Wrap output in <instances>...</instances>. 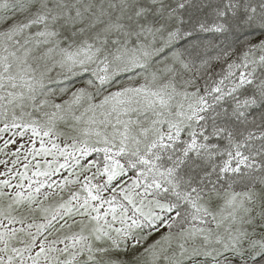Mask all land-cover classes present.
Wrapping results in <instances>:
<instances>
[{
  "label": "snow or ice",
  "instance_id": "snow-or-ice-1",
  "mask_svg": "<svg viewBox=\"0 0 264 264\" xmlns=\"http://www.w3.org/2000/svg\"><path fill=\"white\" fill-rule=\"evenodd\" d=\"M0 264H264V0H0Z\"/></svg>",
  "mask_w": 264,
  "mask_h": 264
}]
</instances>
